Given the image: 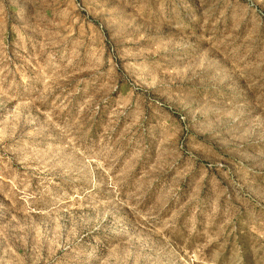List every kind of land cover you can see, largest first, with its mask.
<instances>
[{
	"label": "rangeland",
	"instance_id": "1",
	"mask_svg": "<svg viewBox=\"0 0 264 264\" xmlns=\"http://www.w3.org/2000/svg\"><path fill=\"white\" fill-rule=\"evenodd\" d=\"M0 264H264V0H0Z\"/></svg>",
	"mask_w": 264,
	"mask_h": 264
}]
</instances>
